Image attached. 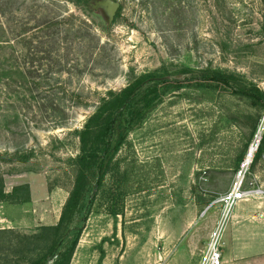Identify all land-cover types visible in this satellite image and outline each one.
Here are the masks:
<instances>
[{
	"label": "rangeland",
	"instance_id": "1",
	"mask_svg": "<svg viewBox=\"0 0 264 264\" xmlns=\"http://www.w3.org/2000/svg\"><path fill=\"white\" fill-rule=\"evenodd\" d=\"M185 1L118 0L123 9L110 22L103 6L55 0L44 4L62 18L50 36L22 13L2 19L0 55L44 69L69 55L68 66L81 71L42 74L58 89L26 101L21 81H0V264L20 256L19 235L59 221L77 173L78 132L110 90L161 66H190L239 74L264 92V0ZM70 27L82 29L63 30ZM56 107L71 110L63 115ZM63 116V126L49 128ZM263 132L264 109L228 90L186 88L168 95L129 133L71 264H201L221 219V200L241 171L243 187L254 191L230 216L222 264H264V152L243 164ZM22 184L30 199L14 203L9 194Z\"/></svg>",
	"mask_w": 264,
	"mask_h": 264
},
{
	"label": "trees",
	"instance_id": "2",
	"mask_svg": "<svg viewBox=\"0 0 264 264\" xmlns=\"http://www.w3.org/2000/svg\"><path fill=\"white\" fill-rule=\"evenodd\" d=\"M55 0H0V25H3V18L7 20L9 15L18 13L24 14L25 20L36 21L40 32L46 36L54 35L60 29L62 18L56 14L52 17L44 4H52ZM75 5L86 7H99L100 2L108 0H69ZM118 2V0H112ZM154 3H164V0H153ZM186 4L185 0H182ZM39 8L44 12H37ZM123 9L122 4L117 12L114 22ZM46 27V31L43 28ZM82 28H64L67 33H79ZM86 30V28H85ZM90 33L91 28L87 29ZM5 36L0 34V38ZM0 40V45L2 44ZM42 52V50H39ZM47 52H44L46 55ZM48 54L49 51H48ZM69 55L60 57L55 62L57 67L43 64L31 68L22 67L18 59L7 58L0 55V81L12 80L20 82L24 94L23 99H35L42 95L44 90L52 92L57 86L49 84L42 78V74L75 73L81 71L80 66H68ZM43 58V57H41ZM40 58V59H41ZM33 61V60H32ZM66 64V65H65ZM18 79H16V78ZM48 79V78H46ZM186 88H207L228 90L232 94L248 100L251 106L257 109H264V92L261 88L245 79L243 76L231 73L222 69L193 68L183 66L178 71L170 70L167 66L145 71L133 77L128 85L119 91L110 90L108 95L102 98L96 106L93 114L87 119L83 128L79 130L80 152L74 159L77 173L72 190L65 201L60 214L59 221L52 225H41L30 234L19 235L18 256L7 264H71L75 250L80 241L87 219L91 214L97 194L103 186L108 174L113 172L115 158L129 136V133L139 126L147 115L161 104L164 99L173 93ZM8 94L20 97L11 93ZM10 98V97H9ZM81 104H72L78 107ZM57 113L66 110L56 107L52 108ZM61 119L49 122V128L63 126L67 120ZM37 127V126H36ZM255 127V126H254ZM262 140L256 150L255 162L264 152V132ZM28 159V156H21ZM254 159V158H253ZM253 162V161H252ZM252 164V163H251ZM4 181L0 178V198L4 197ZM9 198L14 203H25L30 199V188L28 184L16 185L12 188ZM114 199V198H113ZM114 203V202H113ZM114 216L119 214L115 206L110 208Z\"/></svg>",
	"mask_w": 264,
	"mask_h": 264
},
{
	"label": "built area",
	"instance_id": "3",
	"mask_svg": "<svg viewBox=\"0 0 264 264\" xmlns=\"http://www.w3.org/2000/svg\"><path fill=\"white\" fill-rule=\"evenodd\" d=\"M260 139L261 137L256 144L257 150L259 147ZM253 191L254 189H245L243 187L242 180L240 183L238 182L235 187L222 198L221 201L223 203V212L221 215V219L218 222L216 228L212 230L211 234L208 237L205 250L203 251L201 264H222L223 235L230 220V216L233 213V210L236 208L238 202L252 195Z\"/></svg>",
	"mask_w": 264,
	"mask_h": 264
},
{
	"label": "water",
	"instance_id": "4",
	"mask_svg": "<svg viewBox=\"0 0 264 264\" xmlns=\"http://www.w3.org/2000/svg\"><path fill=\"white\" fill-rule=\"evenodd\" d=\"M99 6H103V7L107 8V10L109 12V21L114 22L116 15H117V12L120 8V3L108 0L105 2H100Z\"/></svg>",
	"mask_w": 264,
	"mask_h": 264
},
{
	"label": "bare ground",
	"instance_id": "5",
	"mask_svg": "<svg viewBox=\"0 0 264 264\" xmlns=\"http://www.w3.org/2000/svg\"><path fill=\"white\" fill-rule=\"evenodd\" d=\"M260 135V134H259ZM261 136V135H260ZM260 136L257 138V141L259 140V138H260ZM257 141L251 146V149L249 150V153H248V155H247V159H246V161H245V163H243L244 164V166H249V163L251 162L252 163V159H253V157H254V153L256 152V150H257V148H256V144H257ZM252 160V161H251ZM251 165V164H250ZM241 174H243V172H241L240 173V175H239V180H238V182L240 183L242 180H243V176L241 175ZM237 182V183H238ZM244 200V199H243ZM242 201V200H241ZM240 201V202H241ZM239 204V203H238ZM237 204V205H238Z\"/></svg>",
	"mask_w": 264,
	"mask_h": 264
},
{
	"label": "crops",
	"instance_id": "6",
	"mask_svg": "<svg viewBox=\"0 0 264 264\" xmlns=\"http://www.w3.org/2000/svg\"><path fill=\"white\" fill-rule=\"evenodd\" d=\"M239 205V204H238Z\"/></svg>",
	"mask_w": 264,
	"mask_h": 264
}]
</instances>
